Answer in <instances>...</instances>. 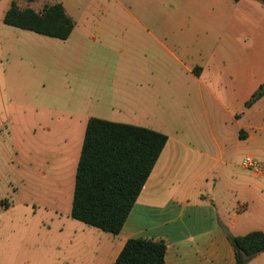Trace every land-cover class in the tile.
<instances>
[{"label": "crops", "instance_id": "obj_1", "mask_svg": "<svg viewBox=\"0 0 264 264\" xmlns=\"http://www.w3.org/2000/svg\"><path fill=\"white\" fill-rule=\"evenodd\" d=\"M13 1L37 12L61 2L74 29L59 39L5 24ZM114 1L112 14L96 21L87 16V0H0L2 90L14 106L6 120L19 125L22 148L33 138L49 150L39 158L57 166V182L64 167L76 175L90 117L168 135L118 234L77 223L87 237L67 243L73 251L87 247L78 256L87 264H114L130 238L165 241L164 264H237L227 232L264 231V174L232 158L244 151L258 163L264 159L258 152L264 151V95L246 106L264 85V8L243 6L244 13L221 20L222 32L205 33L199 15L157 16L147 12L151 0ZM151 21L166 28L157 33ZM172 86L185 95L182 126L172 125ZM198 110L205 127L196 121ZM227 191L238 197L235 206L222 200Z\"/></svg>", "mask_w": 264, "mask_h": 264}, {"label": "rangeland", "instance_id": "obj_2", "mask_svg": "<svg viewBox=\"0 0 264 264\" xmlns=\"http://www.w3.org/2000/svg\"><path fill=\"white\" fill-rule=\"evenodd\" d=\"M151 1L147 6V12L157 16L161 14L179 16L183 13L201 16V30L205 33L222 32L221 30L226 27L221 20L228 15L244 13L246 9L243 6L253 4L264 8L260 0H165L164 6L161 5L162 0ZM115 4L114 0H87V16H94L96 21L108 17L112 14V7ZM2 8L0 5V14ZM147 25L157 33L166 28V24L161 21H151ZM170 26L172 29H179L174 27V23ZM2 69L3 65L0 62V264H55V257L59 259L58 264H87L86 258L78 257L87 255V247L78 246L73 251L67 243L78 236L87 237V232H83L77 223L84 225L83 228L87 227V224L81 223L69 214L74 195L75 175L69 172L71 167H64L65 173L57 182L56 176L52 174V168L55 169L57 166L46 164L45 158L42 163L40 162V155L49 150L44 149L42 144L33 138L24 148L19 144V125L12 126V122L6 120L7 112L12 111L14 106L13 104L8 106L3 97ZM179 89L180 86H172L170 89L174 126H182L187 119L184 113L188 112L187 107H182L185 95ZM197 114L196 121L205 127L206 118L201 117L199 110ZM190 119L191 117H188V120ZM43 127L44 125L38 128L40 138L45 135V131L41 129ZM8 132H12L11 135ZM203 134L201 141L205 144L204 137L208 135ZM258 152L264 158V151ZM246 156V152L240 151L232 158L235 164L243 165ZM258 161L264 166V159ZM43 172L47 175H43ZM227 194L228 196L222 200L235 206L238 197L234 192L227 191ZM101 232L113 235L104 230ZM40 256H46L48 260L40 261ZM250 264H264V254L254 258Z\"/></svg>", "mask_w": 264, "mask_h": 264}, {"label": "trees", "instance_id": "obj_3", "mask_svg": "<svg viewBox=\"0 0 264 264\" xmlns=\"http://www.w3.org/2000/svg\"><path fill=\"white\" fill-rule=\"evenodd\" d=\"M3 22L59 39H67L75 25L61 2L46 4L37 12L30 7L20 8L13 1ZM263 95L264 85L246 106ZM167 141V134L151 128L90 117L75 175L71 217L118 234ZM227 236L237 264H249L264 252L262 230L243 235L227 232ZM166 248L163 240L130 238L114 264H164Z\"/></svg>", "mask_w": 264, "mask_h": 264}, {"label": "built area", "instance_id": "obj_4", "mask_svg": "<svg viewBox=\"0 0 264 264\" xmlns=\"http://www.w3.org/2000/svg\"><path fill=\"white\" fill-rule=\"evenodd\" d=\"M243 166L247 167L249 169H252V171L256 174V175H263L264 174V166L260 163H258L253 157L252 155H247L244 158L243 161ZM241 207H243V204L241 205Z\"/></svg>", "mask_w": 264, "mask_h": 264}]
</instances>
